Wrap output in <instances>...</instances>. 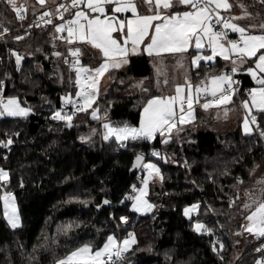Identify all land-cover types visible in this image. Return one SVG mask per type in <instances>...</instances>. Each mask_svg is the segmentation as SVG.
Here are the masks:
<instances>
[{
  "label": "trees",
  "instance_id": "trees-1",
  "mask_svg": "<svg viewBox=\"0 0 264 264\" xmlns=\"http://www.w3.org/2000/svg\"><path fill=\"white\" fill-rule=\"evenodd\" d=\"M241 1L264 16L262 0ZM57 5L46 12L36 10V5L22 9L24 20L53 12ZM0 22L12 29L0 36V89L5 83L7 97H19L34 109L27 117H0V141H13L8 152L0 147V167L9 172L7 185L0 187V264H56L85 244L99 248L111 234L118 235L122 216L128 217V227L120 228L122 237L131 230L136 241L123 264H254L264 257V236L244 244L237 241L243 184L252 178L254 165L264 161V142L255 131L245 133L241 125L211 127L204 121L207 114L198 108L196 120L181 126L178 136L168 142H162L160 135L154 141L104 140L105 121L138 125L147 100L158 95L147 54L130 55L125 69L110 72L108 91L95 101L98 118L89 111H75L69 127L53 118L54 112L65 108L63 97L71 92L58 21L28 31L6 0H0ZM17 53L23 58L19 66ZM81 61L91 65L87 57ZM251 64L252 60L243 65L237 75L242 91L256 85L245 73ZM227 68L228 61L222 58L215 63L201 61L192 66V81L197 84ZM138 78H146L147 91L122 95ZM256 115L264 127V111ZM91 126L97 127L96 134L84 142L80 137ZM149 150L163 154L147 158L156 161L163 179L149 183L155 211L138 215L130 209L128 195L144 175H132L130 168L136 155ZM4 189L16 197L22 224L15 229L4 217ZM105 199L111 205L99 208ZM193 204L198 211L188 218L184 209ZM197 221L220 229L222 248H215L205 230H195Z\"/></svg>",
  "mask_w": 264,
  "mask_h": 264
},
{
  "label": "snow or ice",
  "instance_id": "snow-or-ice-1",
  "mask_svg": "<svg viewBox=\"0 0 264 264\" xmlns=\"http://www.w3.org/2000/svg\"><path fill=\"white\" fill-rule=\"evenodd\" d=\"M6 2L15 10L20 19H23L22 6H17L16 0H6ZM46 0H39V3L43 5ZM264 2V0H262ZM143 3L149 7V10L154 14L140 15L138 11V5L136 0H71V5L66 6L60 4L57 6V11L63 17V12L69 10V7L79 8L80 5L86 4V7L91 10L92 13L104 14L103 18L100 15H93L89 17L88 12L78 10L72 20L67 24H57L56 30L58 32L67 30L68 36L61 37L69 42L78 40L82 42H88L93 47L99 49L104 58L103 63L95 69H89L87 67L76 69V83L80 86L82 91H78L76 96L83 98V106L77 107L75 111H86L91 107L92 101L96 99L97 85L100 77L108 71L109 68H120L129 63L128 56L130 53H137L141 50V45H144L143 50L150 56L155 54L159 56L161 53H184L187 52L191 46L192 41H195V49L201 50L204 48V38L207 37V46L212 49L211 56H202L197 54L192 57V63L199 65L201 60H212L219 54L224 56L225 59L230 58V54H236L241 62L247 58H256V68H248L247 71L252 73L253 79L257 81L260 87L252 88L249 92L251 98V105L257 109L264 111V23L260 25H250L249 27H259L262 31L260 34H252L247 29L241 27L230 20H225L220 15V9H230L231 4L228 0H143ZM105 5H114L111 9L113 13H123L131 11L133 14L131 18L126 20L119 19L115 14L109 16ZM176 5H187L191 10L189 11H174L171 15L166 14L163 10H170ZM243 7V5H242ZM63 11H60V10ZM213 14L216 17L217 23L222 22L225 29H231L240 33L239 41H228L230 48H226L224 44L220 43L221 39H226L223 31H213L210 21L213 19ZM45 16L51 15V13H45ZM245 15L249 13L245 12ZM233 19H238L234 17ZM84 21L83 23L81 21ZM153 25V21H161ZM46 23H51L50 20ZM154 31L150 32V29ZM123 41L118 40L113 33L125 32ZM8 28H4L3 32H0V36L8 32ZM149 37V41H145V37ZM15 39H22L21 36H16ZM130 45V47H129ZM72 55L75 57L80 53V48L70 49ZM60 55V53H56ZM23 58L17 53L16 64L20 65ZM79 63L76 60L73 64L75 67ZM258 69L261 75H257ZM237 68L233 67L232 72H236ZM86 78H81V73H89ZM146 79V78H145ZM212 87L208 88L200 87L199 85H192V83L185 77V84L175 85V95L162 97L153 96L147 100V103L143 107V114L140 119L139 127L129 126L125 124L123 127L114 128L110 124H105L104 127L107 132L104 135V140H108L110 136L114 135L116 140L124 141L129 137L133 140L137 138L152 139L157 132H167L171 134L174 129L180 131L178 125H184L194 119L193 105L199 103L200 93L211 92V99L205 100L202 107L208 109L213 105H223L228 103L232 97V91L225 89L224 85L231 84V77L228 74H222L219 76H212ZM143 84V80L138 82ZM167 83V81H165ZM147 91V89H144ZM69 101L71 98H67ZM244 107L249 112L252 108L249 106V101H243ZM177 105L179 110L177 111ZM185 105L187 107L185 108ZM0 116L5 114L10 116H27L31 111V108H23L20 106L16 97H9L7 102L0 99ZM73 115L61 114L60 111L53 113V118L67 122L68 126H72ZM225 115H227V109H225ZM93 118H96V111L92 112ZM251 121L256 122V116H251ZM244 131L249 133L252 131L249 126V119L246 116L244 119ZM261 136H264V131H261ZM171 138L169 135L168 139ZM82 140L89 139L88 137H80ZM13 141L9 138L7 145H10ZM0 144H5L4 141H0ZM159 155V153H156ZM143 160L142 155L136 156V161ZM135 166V165H134ZM143 167L149 170V176L143 180V187L138 190L139 194L134 198L135 202L132 204V208L136 211L146 212L151 211L155 205L148 202L144 197L147 195L148 182L151 178V173L155 172L160 174V169L154 163L144 164ZM9 179V172L4 168H0V181H7ZM162 180V175L160 176ZM135 187V186H133ZM4 215L7 217L8 223L13 229L17 228L21 221L20 216L15 204V197L12 193H5L4 197ZM104 204L110 203L107 199L104 200ZM255 207L246 216L249 221L247 231L254 232L259 236H264V199L258 203L254 202ZM99 207V205L97 206ZM198 205L193 204L190 207L184 209V215L188 216L190 211H195ZM245 208L252 207L245 204ZM122 221H127L128 217H120ZM70 227V225H69ZM195 230L200 232L202 230L212 231L210 228H206L201 222L197 221L194 225ZM130 239H125L122 246L117 244L114 236L110 235L107 238L103 248L91 251V245L85 244L81 248L71 252L66 259L58 260L56 264H72L73 261H83L84 264H103L102 257L107 254L111 259L113 249H115V255L120 256L122 252L128 250L132 244H134L135 237L133 233L129 234ZM223 245H221V248ZM264 247V246H262ZM215 250V249H214ZM260 251V249H257ZM257 264H264L262 261H257Z\"/></svg>",
  "mask_w": 264,
  "mask_h": 264
},
{
  "label": "rangeland",
  "instance_id": "rangeland-1",
  "mask_svg": "<svg viewBox=\"0 0 264 264\" xmlns=\"http://www.w3.org/2000/svg\"><path fill=\"white\" fill-rule=\"evenodd\" d=\"M59 1L60 0H46V2L43 5H41L39 3V0H16V4H17L18 7L19 6H22V9L23 10H28V9H30V7L32 5H36L37 6V9L36 10L46 12V11H50V9H52L53 7H55V5H57V3ZM136 3L138 5V11H139V14L140 15H151V14H154L152 11L149 10V7L143 3V0H136ZM228 3L231 4L232 7L230 9H227V10L220 9V15H221V17H226L232 23H235V24H237V25H239L241 27H244L245 29L248 30V32H250L252 34H260V32L262 30L259 27L252 28V27H249V26L250 25H260L261 23H264V16L261 13H255L252 10V8H250L249 6L247 7L245 4L242 3L241 0H228ZM242 5H243V7H242ZM105 7H106V10H107V14L109 16L115 14L121 20H126L127 18H131L132 15H133L130 10L127 11V12H123V13H113L111 11V9L115 7L114 5H105ZM174 7H184V9H175ZM174 7L172 9H170V10H163V11H165L166 14L171 15L172 12H174V11L183 12V11H189V10H191L190 7L187 6V5H176ZM79 10H83V11L88 12L89 17H91L93 15H100L101 18H103V15H104V14H101V13H92L91 10L86 7V4H82ZM245 12L249 13V15H245ZM234 17H238V19H233ZM81 22L83 23L84 21L82 20ZM157 22H162V20L161 21H153V25L155 23H157ZM210 23L212 24V21H210ZM151 31H154V28L153 29H150V32ZM213 31H215V30L213 29ZM125 33H126V29H125V32H115V33H113V35L118 40H121V42H122ZM236 33L240 35L239 32H236ZM145 41H149V37L146 36L145 37ZM203 42H204L205 46L201 50L195 49V41L193 40L192 41V44L188 48L187 52H184V53H161L159 56H157L155 54H153V55L150 56L151 57L152 70H153V73H152V80H153L152 81V87H153V90L155 92H158V95H156V96L167 97V96L175 95V85L176 84H185V77L188 78V80L192 83V85L196 86V84H194L192 82L191 69H192V66L193 67H197L199 65H194L192 63V57L193 56H196L197 54H200L202 56H211L212 55V49L207 46V37L204 38V41ZM81 43H82V41H81ZM83 43H85L87 45L89 44L90 45V48L93 49V51H92L89 48V51H91V53L96 56V59L99 60V62H96V63H98V64L99 63L100 64L103 63L104 58L102 56L101 51L99 49L93 47L88 42H83ZM220 43L224 44L221 40H220ZM129 47H130V45H129ZM225 47L227 48L226 45H225ZM143 48H144V45H141V50L139 52H137V53H130L129 56L130 55H140V54H142L144 52L146 54H148L146 51L143 50ZM129 56H128V59H129ZM217 58H222L226 62L229 61V59H225L224 56H222V55L219 54V50L217 51V55L214 57V59H212V60H201V61H205L206 63H211V62L216 61ZM250 60H252L251 68H254L255 69L256 68V64H255L256 58H247V59H244L243 62H241V59H240L238 62H236V68H237L236 73L237 74L240 73L242 71L241 70L242 66L245 65V64H247V63H249ZM126 66H127V64L123 65L120 68H109L108 71H106L100 77L99 82H98V85H97V89L98 90L95 93L96 94V99L100 95H103V94H105L108 91V89L110 87V72L112 70H117V71L123 70V69L126 68ZM256 71H257V75L258 76L261 75V73H260V71L258 69H256ZM245 73H249L251 75V77L253 78L252 73L248 72L247 70L245 71ZM222 74H228L230 76V74L228 73L227 70H225L222 73L217 74L215 76H219V75H222ZM81 76H83V75L81 74ZM141 80H143V84H139L138 83ZM253 80L256 82V85L253 86L252 88L260 87V85L257 83V81L255 79H253ZM165 81H167V83H165ZM204 83H205V81L202 82L201 84H199V86L200 87H205L204 86ZM206 83H207V87L208 88H211L212 87L211 77L207 80ZM145 84H146V79L145 78H138V79H136L134 81V83H133L132 86H130L129 88H127L124 91H122V95H135V94H138V93H140L141 91L144 90ZM232 84H233V82H232V78H231V84H230V86H232ZM230 86L227 83L224 85L225 88L226 87H230ZM76 87H77V89H76V92L75 93L68 92L66 95H64L63 99H64V101L66 103H68L69 100L67 98H69V97L72 98L73 97L75 99L78 107H82L83 106V98L76 96V93L78 91H82V89L80 88L79 85H77ZM252 88H250V90ZM202 93H204V92H202ZM205 93H207L208 95H211V92L210 91L209 92H205ZM10 97H16V96H10ZM8 98L9 97H7V99ZM16 98L18 99L19 104H20L21 107H23V108H31V107H29L27 105H24L21 102V100L19 99V97H16ZM96 99L94 101H92L91 107H89L86 110V111H89V113H90V115H91L92 118H93V116H92V112L93 111H96V113H97L96 118L99 117V110H98L97 107H95V101H96ZM79 103L81 104V106L79 105ZM194 105H193V108H194V117L195 118L192 119V120H190L189 123L184 124V125H188L190 123H193L196 120V118H197V115H196L197 109H195ZM239 106H240V104H239ZM249 106L252 108V111H254V112H256V111H262L260 109H257L255 106L251 105V102H249ZM0 107H2V106H0ZM210 108L211 107H209L208 109H205V108L202 107V109H204V110H209ZM178 110H179V106L177 105V111ZM237 110H238V112L240 114L239 115V119H238V121H239L238 123H239V125H241L242 130L244 131V119H245V117L247 115L244 112V108L242 106H240V109L238 108ZM247 111H248V109H247ZM33 112H34V109L31 108V111L28 113L27 116H29ZM60 112H61L62 115L63 114H66V112H64V110H61ZM218 113L219 112L217 110H215L214 114L217 115V116H219ZM142 114H143V109H142L141 116H142ZM5 116H9V117H27V116H10V115H7V114H5L4 116H0V117H5ZM228 117H230V116H228ZM209 119L210 118H204V121L207 122V121H209ZM105 124H110L114 128H120V127H123L124 126V125L123 126L122 125L121 126L114 125L110 121H105L104 125ZM139 124L138 125H129V126L139 127ZM184 125H178V127L180 128L181 126H184ZM231 126L232 125L226 126V124H224V126H221L219 128L220 129H223V128L226 129V128H230ZM249 126L252 129L251 132H253L254 129H253V126L250 123V121H249ZM214 127H216V126H214ZM96 131H97V127L96 126H91V127H89L88 131L83 135V137H88L90 139L91 137H93L96 134ZM106 132H107V129L105 128L104 135H105ZM251 132H249V133H251ZM159 135L161 137L162 142L165 143V142H168V141L172 140L174 137H177L178 136V132H177L176 129H174L171 134L165 132L162 135L161 133L157 132L156 134H154V137L152 139H148V138H137V140L138 139H145V140L154 141ZM169 135H171V138L170 139H168ZM111 138H115V136L112 135V136L109 137V139H111ZM89 139L83 140V141L86 142ZM128 140H133V139H131L129 137L128 139H126L124 141H118V140L117 141L119 143H124V142H126ZM2 145H5V144H2ZM154 152H155L156 157H158V158L161 157V156H163V154L161 153L160 150H155ZM156 153H159V155H157ZM167 156H168V153H164V157L166 159H167ZM149 162L154 163V164L157 165V163H156V161L154 159L145 162V164H147ZM157 167H158V165H157ZM0 168H2V167H0ZM147 176H149V174L148 175H144L143 177H139V186H138V188L135 189L134 192L131 195H128L129 196V199H131L130 209L132 211H135L138 215L151 214L156 209L155 203L152 202L149 199V197H148V191H147V195L144 197V199H146L151 204L155 205V207L151 211H146V212L136 211V210H134L132 208V204L135 202L134 198L139 194L138 190L143 187V180ZM159 178H160V174L157 175L155 172H152L151 173V178L149 179V182H148V190H149V183L151 181H153V180L154 181L155 180H158ZM3 182H6V181H0V183H3ZM5 193H10V192L7 189H4L3 194H2L3 210L4 211H5V209H4V199H3V197H4ZM241 198L242 199L239 201L240 202V207H241V211L239 212V218H241V227H240V229L237 232V234H238L237 241L239 243H241V244H244L245 241L246 242L253 241L255 238H257V236H259V235H257L254 232L247 231V226L249 224V221L246 219V216L255 207L254 202H257L258 203L260 200L264 199V161L255 164L254 167L252 168V178L249 181H247V182H245L243 184V190L241 192ZM15 204H16V207H17L19 216H20V212H19V208H18V205H17L16 197H15ZM245 204L251 205L252 207L245 208L244 207ZM190 206L191 205H189L187 207H190ZM197 211H198V207H197V209L195 211H190L189 215L186 216V217L191 218L192 215H194V214L197 213ZM4 217H5V215H4ZM5 219H6V222L8 223L7 217H5ZM20 221H21V217H20ZM21 224H22V221H21V223H20V225L18 227H20ZM8 225L11 227V225L9 223H8ZM111 235L115 237L118 245H119V241H121L119 246H122L123 241L125 239H130V238L124 236L120 240L119 239V236L116 235L115 233L114 234H111ZM106 242H107V240H106ZM104 244L101 247H99V248H93L91 246V251L92 252H95L96 250H98L100 248H103ZM133 245L134 244H132L131 247L128 248V250L126 252H128L133 247ZM114 251H115V249H113L112 255L114 254ZM240 252H241V250H240ZM240 252L235 253V257L239 256L240 255ZM69 254H67L66 256H64L62 258H60L59 260L66 259V257H68ZM106 256H107V254H105L102 257L103 264L107 263ZM257 261L264 262V257L258 258ZM257 261L254 264H257ZM72 264H84V262L83 261H73Z\"/></svg>",
  "mask_w": 264,
  "mask_h": 264
},
{
  "label": "built area",
  "instance_id": "built-area-1",
  "mask_svg": "<svg viewBox=\"0 0 264 264\" xmlns=\"http://www.w3.org/2000/svg\"><path fill=\"white\" fill-rule=\"evenodd\" d=\"M60 4H64L66 6H70L71 5V0L61 1L58 5H60ZM80 7H81V5H80ZM79 8L69 7L68 11L63 12V17H61V15L57 11V7H56V9L53 12H50L51 15H48V16H45L44 14L43 15H38V16H34V17L30 18L27 21H25L24 18L20 19L19 15H18V18H19V21L23 24V27L29 31V30L41 27L43 25H47L48 23H46V21H48V20H50L51 23L54 20H57L58 24H67L68 21L72 20V14H73L72 12H74L75 10H77ZM60 11H63V10L61 9ZM20 15H23V17H25V12L22 10ZM223 19L229 20L226 17H223ZM212 26H213V29L215 30V32L223 31L225 33L226 39H221V41L227 46V48H230V45L228 44V41H239L240 40V35L237 34L235 31H232L231 29H225L222 22L217 23L216 17H215L214 14H213V19H212ZM0 28H1V32H3L4 28H8L9 29V31L4 33L2 35V37L12 31V29L9 26L5 25L2 22H0ZM67 36H68V33H67L66 29L64 31L58 32V34H57V37L63 43L64 63L66 64L67 69H68V77H69L71 93H73V90L75 89V86H77V83H76V69L77 68H82V67H87V66L84 65L82 63V61H81L82 60L81 51L75 57L72 55V52L70 51V49L74 50L75 48H78L77 46H75L73 41L69 42L66 39H61V37H65L66 38ZM9 55H10V51L8 50L7 59L10 58ZM76 60H79V63L76 64L75 67H73V64H74V62ZM239 60H240V58L236 54H230L227 71H228V73L230 74V76L232 78L233 84H232V86L226 87L225 89L228 90V91H232V97L231 98H235L237 100L238 104H240V106H242L244 108V112L246 113L250 123L252 124L254 131L258 134L260 139L264 142V136H261V134H260L261 131H264V127H262L261 125L258 124L256 112H254V111L248 112L247 109L244 107V104H243V101H246V100H248L249 102L251 101V98L249 96L250 90L246 89L245 91H242L241 90V86L239 84V81L237 79V75L238 74L236 72H232V68L236 67V62H238ZM214 62H216V61H214ZM87 75H92V73H84L82 79L86 78ZM211 98H212L211 95H208V94L204 95L201 98L200 102L195 104L194 107L196 108L197 106L203 104L205 102V100L211 99ZM0 99H3L5 102L7 101L6 84L5 83H2V86H1V89H0ZM77 107H78V105H77L75 99L72 97L71 100L66 104V106H65V108L63 110H64V112H66V114L72 115L75 112V109ZM186 107H187V105H185V108ZM253 115L256 116V122L255 123H253L251 121V116H253ZM6 144H7V141H5V145ZM5 145L0 144V147L5 148L7 150V152L10 151V145L11 144L7 145V146H5ZM154 155H155L154 150H149L146 154H144L145 161L142 164V166H141V168H140V170L138 172L139 175H148L149 174V170L145 169L143 167V165L145 164V162H147L148 156H154ZM6 160H7V154L5 153L3 155V161H6ZM5 185H7V181L3 182V183H0V187H3ZM10 193L13 194V191H10ZM117 227H118V236H119V239L121 240L123 237H122V233H121L122 229H120V228H127L128 227V223H127V221H122L121 223L117 224ZM130 233H133V231L129 230L127 235H126V237L130 238L129 237ZM203 233L206 236L212 237L213 244H214L215 248H218V247L221 246L222 240H221V238L219 236L220 235V229L219 228H214V229H212L211 232L205 230ZM120 242L121 241H119V245H120ZM115 251H114V254L111 256V259H109L108 255L106 256L107 263L108 264H123V262L127 259V255H128L127 252L126 251L122 252L120 256H116L115 255Z\"/></svg>",
  "mask_w": 264,
  "mask_h": 264
},
{
  "label": "crops",
  "instance_id": "crops-1",
  "mask_svg": "<svg viewBox=\"0 0 264 264\" xmlns=\"http://www.w3.org/2000/svg\"><path fill=\"white\" fill-rule=\"evenodd\" d=\"M80 9V8H79ZM79 9H77V10H75L74 12H72L73 14H72V19H73V17L75 16V13H76V11H78ZM58 34V33H57ZM73 43L74 44H76V46L78 47V48H80V50H81V53H82V57H87L88 59H89V61H90V64L91 65H87V68H90V69H95V68H97V67H99L100 66V63L98 64V63H96V62H99V60H97L96 59V56L94 55V57H92L90 54H89V51L88 50H86L85 52H82V49L83 48H87V49H89L90 48V45L88 44H85V43H81V41H78V40H73ZM92 51H93V49L92 48H90ZM91 52V51H90ZM142 54H146L145 52L144 53H142ZM148 55V54H147ZM211 63H215V62H211ZM89 66V67H88ZM113 71V70H112ZM223 71H221V72H219V73H217V74H220V73H222ZM89 73H91V72H89ZM82 75H84V73H81ZM217 74H214V75H217ZM214 75H211V76H208V77H206L205 79H202L200 82H198L197 84L195 83V82H193L194 84H196V85H199V84H201L202 82H204L205 81V83H204V86H207V80L210 78V77H212V76H214ZM81 77H83V76H81ZM78 85V84H77ZM76 89H77V87L75 86V92H76ZM204 95H207V93H201L200 94V100H201V98L204 96ZM200 102V101H199ZM197 104V103H196ZM79 105L81 106V104L79 103ZM203 104H201V105H199V106H197L195 109H198V108H201L202 109V106ZM215 107V108H214ZM240 109V106H239V104H236L235 103V101L233 100V98H231V100L228 102V103H226V104H223V105H213V106H211V108L209 109V110H204V109H202L206 114H207V118H210L209 119V125L211 126V127H214V126H216V127H221V126H224V124H226V126H230V125H232L230 128H235L236 126H238L239 125V121H238V119H239V112H238V110L237 109ZM225 109H227V115H225ZM215 110H217L219 113V116H217V115H215L214 114V112H215ZM228 116H230V117H228ZM231 123V124H230Z\"/></svg>",
  "mask_w": 264,
  "mask_h": 264
},
{
  "label": "water",
  "instance_id": "water-1",
  "mask_svg": "<svg viewBox=\"0 0 264 264\" xmlns=\"http://www.w3.org/2000/svg\"><path fill=\"white\" fill-rule=\"evenodd\" d=\"M138 155H142L143 156V160L142 161H140V162H137L136 161V156H135V158H134V160H133V164H132V166H131V168H130V172H131V174L132 175H137L138 174V172H139V170H140V168H141V166H142V164L144 163V161H145V156L143 155V154H138ZM135 165V166H134ZM109 205H111L110 203H108V204H102L99 208H102V207H107V206H109Z\"/></svg>",
  "mask_w": 264,
  "mask_h": 264
}]
</instances>
